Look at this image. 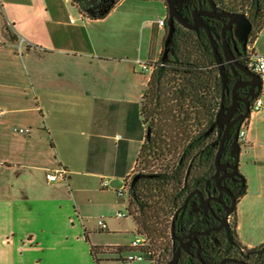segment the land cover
<instances>
[{
	"label": "crops",
	"instance_id": "obj_1",
	"mask_svg": "<svg viewBox=\"0 0 264 264\" xmlns=\"http://www.w3.org/2000/svg\"><path fill=\"white\" fill-rule=\"evenodd\" d=\"M128 2L91 20L69 0H0V264H97L90 245L124 246L104 241L95 219L109 231L124 208L120 174L144 138L141 64L161 56L166 10ZM253 49L264 54V27ZM246 139L237 232L253 248L264 242V107Z\"/></svg>",
	"mask_w": 264,
	"mask_h": 264
},
{
	"label": "trees",
	"instance_id": "obj_2",
	"mask_svg": "<svg viewBox=\"0 0 264 264\" xmlns=\"http://www.w3.org/2000/svg\"><path fill=\"white\" fill-rule=\"evenodd\" d=\"M69 1L83 17L101 20L121 0ZM152 1L166 6V0ZM212 1L220 9L240 11L246 16L252 25L247 46L253 45L264 27V0ZM197 2L192 0L189 10L187 7L183 11L186 20L190 21L191 8ZM166 25L167 17L164 28ZM173 25L168 51H162L159 60L150 63V76L140 104L144 138L134 168L127 176L126 171L120 174L124 178L120 199L133 218L135 236L146 240L148 257L144 264H151L156 254L161 259L159 264L171 260L175 250L171 222L184 202L188 190L185 180H197L211 173L217 150L211 128L221 104L223 83L212 46L205 31L185 29L177 21ZM246 58L243 54L238 62L245 64ZM225 73L228 88L230 75L226 67ZM192 222V218L179 214L176 234ZM86 240L89 243L88 237ZM127 251H131L129 246L90 245V254L97 264H125ZM178 264L199 263L180 257Z\"/></svg>",
	"mask_w": 264,
	"mask_h": 264
},
{
	"label": "flooded vegetation",
	"instance_id": "obj_3",
	"mask_svg": "<svg viewBox=\"0 0 264 264\" xmlns=\"http://www.w3.org/2000/svg\"><path fill=\"white\" fill-rule=\"evenodd\" d=\"M182 7L183 12L187 7L189 10L190 6L187 5L185 8L183 5ZM215 7L217 11L243 14L240 11H225L216 5ZM210 10L206 0H198L197 5L191 8L190 22H192L194 11L207 12ZM205 19L213 32L215 31L214 39L221 54L223 46L221 32L225 29V42L231 49L235 61L240 64L238 60L243 54L248 57L249 46L246 44L243 47L238 42L233 30L227 27L226 18L206 17ZM241 65L245 66V64ZM225 67L230 78L227 92L223 100L221 98L220 107L225 109L224 114L229 118L221 127L216 124L215 120L211 128L217 144L213 171L207 175H201L197 180L192 178L189 181L185 180L184 184H188V190L182 206L175 212L171 222V241L175 249L171 260L179 249L176 264L179 263L180 257L195 259L199 264H264V242L256 247L248 248L241 243L237 232V208L246 194V179L239 170L243 146L239 142L238 134L242 125L249 119L248 112L251 113V106L256 99L258 89H250L243 85L242 82L248 81V78L233 64H225ZM234 86L237 87L235 98L232 95ZM225 131L227 132L226 140L219 158L220 170L217 171L216 155ZM236 138L238 151L233 147ZM236 164L238 165L237 173L231 168ZM188 173L189 171L187 175ZM179 214L187 219L192 218L193 222L187 229L176 234L175 222ZM160 260L159 254H156L150 263L159 264Z\"/></svg>",
	"mask_w": 264,
	"mask_h": 264
},
{
	"label": "water",
	"instance_id": "obj_4",
	"mask_svg": "<svg viewBox=\"0 0 264 264\" xmlns=\"http://www.w3.org/2000/svg\"><path fill=\"white\" fill-rule=\"evenodd\" d=\"M191 1L192 0H166L167 25L164 28V34L166 35V37L163 41L162 51L166 53L171 45V35L173 32V26H174L173 24L175 21L181 24V26L184 27L185 29H188L191 31H197L199 28H202L206 32V35L208 36L210 40L212 50L214 53V57L216 59V63L219 66V70L221 72L222 83H223L222 100L224 98V94L227 92V89H228L226 85L228 75L225 73V64H233L238 70H240L245 75V77L248 78V81L242 82V84L245 86H248L250 89H255V88L258 89V93L256 94L255 98L259 97L262 91L261 77L252 73L245 66L238 64L235 61V58L232 54L231 49L227 46L225 42V29H223L221 32V37H222V42H223L222 54L218 51L216 40L214 39L213 30L210 28V25L208 24V21L205 18L206 17L207 18H226L228 20L227 27L233 30L235 37L238 39V42L242 44L243 47L246 46L248 36L252 30V25L250 21L246 18L244 14L217 11L214 2L212 0H206L211 10L207 12L194 11L192 15V22H190L184 18L183 12H182V9H183L182 6L184 5L186 8L187 5H189ZM236 88L237 87L234 86L232 90L233 98H235ZM249 112H248V115H249ZM224 113H225V109L221 106L216 116V124H218L220 127L223 125L224 121L229 118V116L225 115ZM226 133L227 132L225 131L223 138L221 139V142H220L219 150L216 155L217 171L220 170L219 158H220L223 145L226 140ZM233 147L236 148V151H238L237 138L235 139L233 143ZM231 168H233L235 172L237 173L238 171L237 164L233 165ZM178 254H179V249L169 264L177 263Z\"/></svg>",
	"mask_w": 264,
	"mask_h": 264
},
{
	"label": "built area",
	"instance_id": "obj_5",
	"mask_svg": "<svg viewBox=\"0 0 264 264\" xmlns=\"http://www.w3.org/2000/svg\"><path fill=\"white\" fill-rule=\"evenodd\" d=\"M165 19L157 20V25L160 27H164ZM23 47V42H19L18 49L21 52ZM246 68L252 73L261 77L262 80V92H264V54L254 51L253 45L248 47V57L245 63ZM142 70L144 72H150L151 67L149 63L141 64ZM264 103L261 95L257 97L251 106V112H259L263 109ZM15 131L18 133L27 134L30 132L29 128H15ZM247 134V122L244 123L239 131L238 139L241 146H245L247 143L246 139ZM65 176L66 171L64 169H59L57 171H53L46 175V178L49 182L56 181L58 179V175ZM106 184L103 182L102 187ZM118 197H121V191L118 192ZM114 218L120 219L125 217V214L122 211H117ZM96 225L101 231H106L107 225L103 218H100L96 221ZM146 240L143 237L135 236V238L131 241L129 247L131 249L130 252L125 256V264H144L147 259L146 254Z\"/></svg>",
	"mask_w": 264,
	"mask_h": 264
},
{
	"label": "rangeland",
	"instance_id": "obj_6",
	"mask_svg": "<svg viewBox=\"0 0 264 264\" xmlns=\"http://www.w3.org/2000/svg\"><path fill=\"white\" fill-rule=\"evenodd\" d=\"M125 1H129L128 3H131V1H133V0H125ZM135 1H139V0H135ZM139 2L142 4H147L152 8L153 7L159 8L160 6H158V5H160V4H158V3H161V2L157 3V2L152 1V0H143V1H139ZM162 5H164V4L162 3ZM165 17H166V10L164 12V15L159 17V18L165 19ZM145 73L147 75L150 74L149 72H145ZM262 96L264 97V94ZM122 212L125 214V217L120 218V219L113 217L116 212L111 214L110 217H112V218H108V219H110L109 220L110 221L109 231L106 230V231H101V232L103 233L102 236H103L104 241H106V242H118L119 244H122L124 246H129L131 241L135 238L136 226H135V223L133 221V218L130 215H128V213H127L126 205H124ZM107 216H109V215H106V217ZM95 222H96V219H95ZM114 227L116 228L117 234H115L114 236H109V235H112L111 232H114V231H112L114 229ZM127 253H128V251L125 252V255Z\"/></svg>",
	"mask_w": 264,
	"mask_h": 264
}]
</instances>
